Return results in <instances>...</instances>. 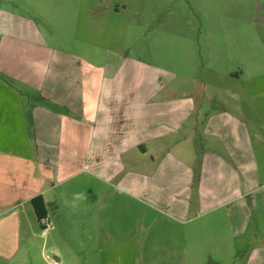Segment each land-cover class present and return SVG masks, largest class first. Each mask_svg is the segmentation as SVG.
I'll use <instances>...</instances> for the list:
<instances>
[{"label": "crops", "instance_id": "1", "mask_svg": "<svg viewBox=\"0 0 264 264\" xmlns=\"http://www.w3.org/2000/svg\"><path fill=\"white\" fill-rule=\"evenodd\" d=\"M3 2L0 263L20 250L21 207L41 196L46 213L47 198L78 176L178 212L195 187L202 211L226 208L241 232L251 214L264 227V86L245 91L261 99L244 111L206 113L176 73L109 47V30L112 45L124 38L122 1ZM245 264H264V244Z\"/></svg>", "mask_w": 264, "mask_h": 264}, {"label": "rangeland", "instance_id": "2", "mask_svg": "<svg viewBox=\"0 0 264 264\" xmlns=\"http://www.w3.org/2000/svg\"><path fill=\"white\" fill-rule=\"evenodd\" d=\"M119 1L126 8L124 38L112 45L116 35L109 30L110 48L176 73L175 83L183 80L206 113L244 111L261 99L260 92L245 91L264 86V0ZM230 72L242 75L232 81ZM68 180L47 198L45 230L29 204L21 207V246L8 264H54L53 256L55 264H245L250 248L264 244V227L253 214L238 231L243 221L231 224L226 208L202 211L195 187L189 209L178 212L153 204L152 196L151 202L135 200L114 185L101 188L83 176ZM76 194L84 199L75 200L74 209Z\"/></svg>", "mask_w": 264, "mask_h": 264}, {"label": "trees", "instance_id": "3", "mask_svg": "<svg viewBox=\"0 0 264 264\" xmlns=\"http://www.w3.org/2000/svg\"><path fill=\"white\" fill-rule=\"evenodd\" d=\"M30 206L32 208L33 214L36 220L40 223L43 230L46 229L43 221L46 219V213L44 208V202L41 196H36L30 200Z\"/></svg>", "mask_w": 264, "mask_h": 264}, {"label": "clouds", "instance_id": "4", "mask_svg": "<svg viewBox=\"0 0 264 264\" xmlns=\"http://www.w3.org/2000/svg\"><path fill=\"white\" fill-rule=\"evenodd\" d=\"M84 199L83 195L81 194H76L75 197H74V202L72 204V207L75 209L77 207L76 203H75V200H82Z\"/></svg>", "mask_w": 264, "mask_h": 264}, {"label": "water", "instance_id": "5", "mask_svg": "<svg viewBox=\"0 0 264 264\" xmlns=\"http://www.w3.org/2000/svg\"><path fill=\"white\" fill-rule=\"evenodd\" d=\"M52 259L54 260V264L57 263L58 259L55 256H53Z\"/></svg>", "mask_w": 264, "mask_h": 264}, {"label": "built area", "instance_id": "6", "mask_svg": "<svg viewBox=\"0 0 264 264\" xmlns=\"http://www.w3.org/2000/svg\"><path fill=\"white\" fill-rule=\"evenodd\" d=\"M45 222H46V220L43 221V223H45ZM46 228H47V227H46Z\"/></svg>", "mask_w": 264, "mask_h": 264}]
</instances>
